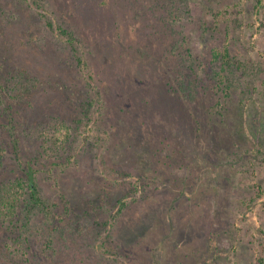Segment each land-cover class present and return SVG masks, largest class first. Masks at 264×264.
<instances>
[{
	"label": "rangeland",
	"instance_id": "374dc122",
	"mask_svg": "<svg viewBox=\"0 0 264 264\" xmlns=\"http://www.w3.org/2000/svg\"><path fill=\"white\" fill-rule=\"evenodd\" d=\"M11 1L8 14L19 24L5 32L3 42L8 49L0 47L4 56L0 55V82L7 78L12 118L25 127L47 112L71 115L69 103L60 94L62 86L72 87L75 81L92 93L104 82L101 95L106 108L94 112L88 122L82 121L86 126L79 127L84 133L76 137L72 162L55 180L47 173L37 175L40 193L52 208L47 214H35L30 224H24V231L10 224L1 235L8 246L0 245V264H264V0H38L42 8L36 0ZM45 16L54 25L78 28L77 49L87 57L82 67L75 64L66 39L45 28ZM98 20L105 27L101 34L89 29ZM227 60L237 61L239 68L228 66ZM230 69H235V77L228 88L216 74ZM174 76L184 77L189 98L195 93L223 102L191 115L190 122L196 125L197 119L195 127L201 130L199 141L194 126L188 130L184 124L179 128L172 124L176 110L166 91L171 92L172 83L167 82ZM121 97L125 111L144 115L137 129L119 109L116 102ZM142 99L160 109H150ZM120 116L126 119L124 123ZM94 118L100 120L97 126ZM48 122L43 123L45 135L61 139V132L51 134L52 120ZM160 126L165 128L167 142L171 138L185 142L194 164L188 167L181 163L183 159L179 164L172 162L173 157L165 155L173 154V143L166 147L156 140L160 149L152 152L157 157L147 163V170L154 174L146 173L150 183L145 191L136 192L143 197L127 214L112 218L103 211L100 224L86 221L83 231V223L62 213V192L77 186L81 194L90 195L97 183L114 187L119 181L136 179L125 176L129 169L119 171L113 166L107 153L102 157L99 148L90 154L93 149L86 150L90 143L83 136L95 135L96 129L104 137L107 129L114 140L130 136L127 140L143 146L150 141L148 137L160 136L154 129ZM20 130L17 126L16 131ZM210 132L217 135L209 140ZM6 135L0 129L2 155L14 167L16 156L27 159L28 146L24 137L18 149H12ZM188 137L191 142L186 143ZM214 139L228 145L218 146ZM203 158L212 163L198 166ZM185 175L192 179L194 192L185 194L188 200L180 196V203H172L181 190L173 180ZM127 196L125 200L132 199ZM151 209L164 218L163 230L156 232L157 237L142 238L138 246L135 237L127 244L123 235L126 226H131L129 217L135 213L144 217Z\"/></svg>",
	"mask_w": 264,
	"mask_h": 264
},
{
	"label": "trees",
	"instance_id": "16d2710c",
	"mask_svg": "<svg viewBox=\"0 0 264 264\" xmlns=\"http://www.w3.org/2000/svg\"><path fill=\"white\" fill-rule=\"evenodd\" d=\"M24 1L26 3V0ZM36 2L37 4L40 3L38 0H36ZM11 3H13V1L11 0H0V47L6 49H8L9 47L7 45L8 43L5 44L3 42L5 39L6 30H8L9 27H15L16 23L17 25L19 24L18 19L16 20L14 15L8 14L7 9L10 8ZM19 3L20 2L15 4L17 5ZM42 7L44 6L41 4L40 8ZM81 12L86 14V12L89 11L84 10ZM80 16L82 18L85 17L84 14H80ZM92 26L93 28L89 29H93L97 34H101L105 31V27L102 26V22H100L99 20ZM23 27H26V30L28 29L26 24ZM45 28H50L52 29V31H56L58 35L66 39L67 46H69L74 51V54L76 56L75 64L82 67V63L85 64L87 62V57L85 56L86 54L80 53L77 49V44L80 42V38L77 37L78 28L74 29L67 25H54L52 20L46 16ZM0 55L2 59H4L3 52L0 51ZM223 59L225 62V56H223ZM229 61L230 60H227L226 62ZM233 64L235 65V69L239 68L237 61L229 62L228 66ZM180 67L181 66H179L178 68L180 69ZM235 69H230L228 72L227 70H224L222 73L220 72L216 74L217 76H220L221 79H225L222 83L226 81V87L228 88L230 87L228 85L231 82L230 79L235 77V75L233 74L235 72ZM183 74L185 76H188L187 71H183ZM66 76H68V79H72L71 77H73L74 75ZM89 77L92 78V75H90ZM76 79L77 78L74 76L72 81ZM193 79H195V77ZM2 80L4 81V83L0 82V129H2V131L7 134V141L9 142V145H12V149H18V143L21 139H24V137L25 139L23 143L27 144L28 146V152L26 153L27 159H20V157L16 156L14 167H11L10 164H6V161L4 160V157L2 155V153H4V145L0 146V245H2V247L4 248L8 246V242L3 241V236L1 235H4L3 233H5L6 229L10 227V224L14 225L15 229L18 230V232L22 230L24 231V224H30L31 219L35 216V214H38L39 212L47 214V209L49 208L50 210L52 208L51 205H49L48 199L46 197H43L40 193L41 188L38 183L39 178L37 177V175L40 173H47L49 177H54L55 180L57 174L60 171L65 170L67 166H69V163L72 162V157L75 155L73 151L75 148L74 144L76 143V141H78L76 137L79 136L80 133H84V130H79L80 126L84 124L86 126V123H82V121L85 120V122H88L89 120H91V117L93 118L94 112L100 110L101 113V111L106 108V102H104V98L102 99L101 95V93L105 92L106 87L103 86L104 82H101L99 86L102 88V92L100 90V87L98 86V89L92 93L89 90H84V87L82 88V86H80V84L76 81L72 87H69V85L67 87L62 86L64 88L61 89L62 94H60V96L62 97V99L64 97L63 100L69 103L68 107L70 109L67 112L71 115L66 116L61 114L60 112H53V114L47 112L44 114L45 116L42 117V119H38L34 125L24 127L23 123L15 121V119L12 118V115L10 114L12 107V97L11 93L6 91L7 78L2 77ZM184 81V77L182 78L180 76H174L171 81L169 80L167 82V84L170 85L172 83L170 89L171 92H166L172 95L174 102L173 110H176V113L174 114L172 119V124L175 128L176 126L179 128L180 124H184V126H186L188 130H190V126L195 127L197 125V119L195 121L196 125L190 122V117L193 113L196 112V114L200 115L201 110L210 109L214 105L219 106L223 102H221L220 99H214L213 97L212 99L211 97H207V100H205V98H202L201 96L199 97V95L195 93L189 98L187 92L185 91L187 83L184 84ZM52 84L55 85L57 83L52 82ZM161 90L163 92L166 89L164 88V86H162ZM134 91H136V89H134ZM123 99L124 98L121 97L120 102L117 101L116 103L118 107H120L119 109L124 112V116L129 118L132 125H136L137 129L138 125H140L139 123H137V121L143 123L142 118L144 115L139 114L136 111H132L131 109V112H127V110L125 111L127 106L123 103ZM142 101H144V104H146V106H149L150 109H160L159 107H156L155 104L151 105L148 100L142 99ZM28 103L29 102H27V104ZM146 106L143 105L144 108ZM29 107H33V104L30 103ZM159 112H162V110H159L155 113ZM210 112L213 114L214 111L211 110ZM213 115L211 116V118L214 117ZM119 119L122 122L126 120L125 118L123 119L122 116H120ZM12 120H14L15 122L10 125V122ZM48 120H52L50 124L53 128L51 134L54 133L53 136H56L59 131L63 134L61 139L45 135L43 130V123L47 125L49 123ZM98 121L100 120H97V118L93 119L94 126H97L96 122ZM20 123L22 125H20ZM17 126L21 129L19 132L16 131ZM88 129L92 130L93 128L90 127ZM154 129L158 133H160V136L148 137L150 141L144 142L143 146L142 144L137 145L136 143H134V141L131 143L130 140H127L130 136H120L119 140H114L112 139L110 133L107 132V129H104V132H102L104 133V137L101 136L96 129H93L96 132L95 135L83 136L85 137L84 142L90 143L89 147L86 150L91 147V149H93L91 150L90 154L94 155L93 151L97 153V149L99 148L102 157L104 153H107V155L111 158V164L113 166H117V169H119V171H122V168L129 169L128 172L126 171L125 176H135L136 179L125 180L126 185L124 181H119L121 182V184H119V186L115 185L114 187L105 185L103 184L104 182L100 184L97 183L90 192V195L81 194V192L77 190V186L73 191L71 190L69 192H62L59 194V204H61V207L63 208L62 213L69 214V216L72 217L71 220H75L77 224L78 222L83 223V226H80L83 231L86 230V221H91L92 219V221H94L96 224H100V213H102L103 211L112 218H115L118 214H121V212H123V215L127 214L131 210L132 206H134L132 204H134L140 197H143L140 196V192L137 194L136 192L139 189L141 191L143 188V191H145V188L148 186L147 184L150 183L146 181V179L148 178V175L146 173L150 172L152 175L154 174L153 170H147V163L148 165L152 164V162L156 159L155 157H157V154L154 152L157 151V149L159 150L160 148L157 146L158 144L156 140H159V142L166 147L170 143H173V154L165 155L167 158L173 157V160H171L172 162L177 161L176 163H178L179 159H183L181 163L188 167L191 162L193 164L195 163L193 160H191V155L188 154L189 151L185 148V142H181L180 139L177 140L176 138H171L170 141L167 142L165 134L166 132L164 131L165 128L160 126ZM89 130L86 131L88 132ZM130 132L132 131L130 130ZM194 133L195 135L198 134V136L196 137L199 141V138L201 137L199 136L201 130L198 129V127H195ZM106 135L109 136V139L108 137L105 138ZM216 135V133L212 134V132H210L207 136H210V140L211 138L216 137ZM124 138L126 141H124ZM190 138L191 137L187 138L186 143L191 142ZM47 141H51L52 145L46 147L44 144ZM214 141V143L218 146L220 145L226 147L228 145L226 143L227 141L220 142V140L218 139H214ZM38 143L39 146L36 148L35 145ZM148 146L151 150L147 149ZM50 154H52V158H49ZM201 163L207 165V163L209 164L212 162L209 160V158H203L201 159V161H199L198 166H200ZM38 164H43L45 166L44 169L38 167ZM104 170L107 171V167ZM110 170L112 169L110 168ZM110 170L108 172H110ZM112 173L113 172H110V174ZM43 174L41 175L42 180L45 178V175ZM213 178L216 179L214 176ZM191 180L192 179H190V176L188 175L181 176L178 181L173 180L181 190L177 198L173 197L174 200L172 201V203L176 202V200L180 203V196H182V198H185L186 193L194 192L193 189L195 186H190V184L192 185V183H190ZM127 195H131L132 199L128 198L125 200V198L128 197ZM185 199L188 200L187 197ZM151 210H149V214H146L144 217H140L139 214L136 213V216L129 217V224L131 226H126L124 230L125 233L123 235L127 244L133 242L131 241V237H135L137 238V241L134 243V245L138 246L142 238H154V236L157 237L156 232L158 230H163L161 228L165 223V221L163 220L164 218H160L161 216L158 215V211H156L155 209L152 211ZM130 220L132 221L130 222ZM16 224H20L18 228L16 227ZM21 224H23L22 227H20ZM160 231L158 232L159 234L161 233ZM10 238L13 242H15L12 237ZM16 242L18 241L16 240Z\"/></svg>",
	"mask_w": 264,
	"mask_h": 264
}]
</instances>
